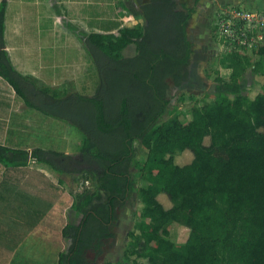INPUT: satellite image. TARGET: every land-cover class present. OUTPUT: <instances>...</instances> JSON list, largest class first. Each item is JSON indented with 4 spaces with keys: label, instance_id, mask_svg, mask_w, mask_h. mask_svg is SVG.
Instances as JSON below:
<instances>
[{
    "label": "trees",
    "instance_id": "1",
    "mask_svg": "<svg viewBox=\"0 0 264 264\" xmlns=\"http://www.w3.org/2000/svg\"><path fill=\"white\" fill-rule=\"evenodd\" d=\"M198 1L133 0L141 22L114 32L87 33L67 22L95 67L96 87L88 95L15 68L4 40L8 0H0V77L26 107L82 136L74 153L0 143V264L61 195L58 184L29 168L32 162L93 185L77 196L78 222L62 227L57 264H97L133 190L142 207L127 233L128 264H264V88L248 95L246 45H231L219 57L230 73L226 79L216 69L210 100L189 95L193 104L185 112L168 110L173 91L190 77L189 25ZM131 44L134 52L126 56ZM255 46L251 72L264 75V31ZM185 150L192 159L178 164ZM169 222L188 229L182 243L171 237Z\"/></svg>",
    "mask_w": 264,
    "mask_h": 264
},
{
    "label": "rangeland",
    "instance_id": "2",
    "mask_svg": "<svg viewBox=\"0 0 264 264\" xmlns=\"http://www.w3.org/2000/svg\"><path fill=\"white\" fill-rule=\"evenodd\" d=\"M28 1L29 4H26V0H8L5 18L7 30V36L5 35V37H8V41L10 39L9 35L12 33V31L14 33L17 28L22 27V34L23 38L25 37V40L27 41L26 43H28L29 41L36 43L37 37L39 35L37 31L39 24L44 25L45 23H49L48 16L52 15V13L55 11L59 13V17L63 16V14L64 16L67 15L63 0ZM57 1H60V3H58ZM109 1L113 4L112 0ZM222 1L223 0H199L196 4V12L192 16L189 25V37L194 42V58L191 60V63L189 65L190 77L183 86L173 91V98L170 102L168 110H171L173 106H178V109L181 112H185L189 108V106L193 104V99L189 98V95H194L195 97H197V99H202L203 101L210 100L212 98L213 85L215 83L214 77L216 75V69H218V72L222 77L227 79L229 76L230 70L222 67L219 64L218 60L219 57L229 51L231 45H229L228 41H226L217 32V23L220 18V12L222 10L223 12L229 8L231 10H238L240 7L230 5H222V7H220V3H222ZM108 2L106 1L105 3L108 5ZM116 2L117 1L114 0V6ZM32 3L37 4V7H31ZM238 4L241 5L242 3ZM210 6L211 8L208 9ZM261 7L262 8L260 9L257 8V10L252 11L251 25L254 27V32L251 33L253 37L250 41L251 44L246 45L243 48V51L250 55V64L245 73V79L248 81L247 92L250 97H253L257 92L261 91L264 88V75H256L251 72V67L254 61L257 60V56L252 53V49L256 45L258 39L257 34H259L260 32L263 33L264 31V26L262 27V29L258 30V28H260L258 26L259 22L264 17V5ZM117 8L119 7L115 6V8H113L112 5V8L110 9L111 12L106 11V14H104L105 16L103 17V20H105V24L102 25L104 26L102 28H104L105 30L116 28L117 25L107 23L109 20H106V17L108 16L107 18H109V14L112 12L115 13L114 11ZM241 9L247 11L245 10V8ZM39 16H41V18H39ZM17 17H20L21 24H19V20H17ZM25 19L27 20V23H25ZM60 19L62 24L66 28H68L66 25V23L68 22L66 18L61 17ZM246 26L248 28V25ZM26 36L29 37L26 38ZM74 51L75 50H69L68 53L71 54ZM48 52H55V55L53 56L56 57L59 53L58 51L56 52L55 49H49ZM133 52L134 45L132 44L124 50V54L126 56L132 55ZM37 58L38 57L36 56L29 57L27 58L28 61L22 58V61L26 65L25 68H28L27 66L32 67L34 64L39 62L40 59H42L41 56H39V59ZM92 66L93 70L95 71V67L93 64ZM70 89L76 88L71 87ZM182 95L185 98L184 101L179 100V97ZM39 114L43 116L44 120H47L46 122H42L43 128L45 130H41L44 133L40 130L38 131L39 134H35L37 135L36 139L39 140L42 146L46 148H55L54 146H58V148L64 149L65 146H63V144H60L61 139L59 141L58 136L60 135L58 131H60V128H62L61 126L64 124L68 125V127L64 126V129L66 131L68 130L65 134H68V136H70H67L69 142H71L70 146H74L75 142H77L79 139L78 137H81V134L78 132V130L68 123L53 119L38 112L37 115ZM167 117L168 114L165 113L162 119H166ZM186 117L189 118V114ZM35 120L37 119L34 117L32 122L35 123ZM32 129L35 130L36 128ZM70 131L75 135H71ZM40 132H42L43 134H40ZM7 134L9 135V133L4 134L3 130L0 127V138H2L3 135L5 136ZM18 138L20 140L19 146L24 147L23 140L25 141V138H23L22 136H19ZM204 141L207 144L209 142L208 137H206ZM144 155L145 151L143 149L139 150L137 159L140 161L143 160ZM191 159L192 153L188 150H185L176 156V162L178 164L188 163L191 161ZM32 164L33 163L29 164V168L31 170L37 169L35 167H31ZM42 167H44L43 169L46 173H44V175L49 178L51 182L58 184L62 188V191L60 197L56 200L53 207L45 214L41 221H39L38 225H36V227L30 232L32 236H30L28 240V251L29 249H32V253L28 255L27 251L28 256L23 260L25 261V264H57L58 253L64 247V240L61 235L62 227L68 221L78 222L80 216L77 215L74 210V204L77 200V196L84 187L93 189L92 182L90 181L82 183L73 180L71 176L59 175L58 173L53 172L48 166ZM131 171L136 172L137 169L132 168ZM59 178H61L62 180L58 181ZM134 187H137V182L134 183ZM158 199L165 207H169L171 205L169 198L164 193L159 194ZM141 207L142 203L138 200L136 191L133 190L130 193L129 199L126 201L125 205L118 211V218L113 225L115 237L108 241L104 254L98 259L97 264H105L106 262L116 261H120L122 264H128V262L123 259V250L126 246V243L130 239L127 233L131 229H133L135 220L137 219L138 212ZM165 227L170 231L171 237L177 243H182L188 235V229L183 225L169 222L165 225ZM17 264L22 263L18 261Z\"/></svg>",
    "mask_w": 264,
    "mask_h": 264
},
{
    "label": "crops",
    "instance_id": "3",
    "mask_svg": "<svg viewBox=\"0 0 264 264\" xmlns=\"http://www.w3.org/2000/svg\"><path fill=\"white\" fill-rule=\"evenodd\" d=\"M63 1L67 15L64 16L63 14L61 17L66 18L69 23L87 33L114 32L122 26H132L135 23L141 22L142 19L139 10L132 0H116L117 2L115 3V6H118L119 8L115 9V13H110L109 18H107V16L106 20H109L107 23H112V25L117 26L114 29L105 30L102 28L104 27L102 25L105 24L103 17L105 16L104 14H106V11L111 12L110 9L112 8V5L113 8H115L114 0H112L113 4L109 0ZM106 1H109L108 5L105 3ZM57 2L60 3V1ZM238 3L242 4L239 5ZM26 4H29L28 0H26ZM222 5L239 6L240 8H245L247 11H253L257 10V8H262L261 6L264 5V0H223L222 3H220V7H222ZM31 7H37V4L32 3ZM210 8L211 6L208 9ZM59 16V13L55 11L52 15L48 16L49 23H45L44 25L39 24V27L37 28L39 35L36 43L32 41L26 43L27 41L25 40V37L23 38L22 27L17 28L14 33L12 31L9 35L10 39L8 41V37H5V35L7 36L5 22V48L8 51L11 62L18 71L25 74H32L41 79L45 84L52 87L65 85L69 88H76L75 90L82 94L91 95L95 90L97 80L92 62L82 43L74 36L71 30L62 24L61 17ZM39 18H41V16H39ZM17 20H19V24H21L20 17H17ZM25 23H27L26 19ZM28 37L29 36H26V38ZM49 49H55L56 52L58 51L59 53L57 57L53 56L55 55V52H48ZM69 50L75 51L70 54L68 53ZM33 56L38 57L37 59L41 56L42 59L32 67L27 66L28 68H25L26 65L22 61V58L27 60V58ZM193 58L194 57L192 56V59ZM37 114V111L26 107L20 97L16 95L12 87L0 77V127L4 134L9 133V135L7 134L8 136L3 135L2 138H0V143L14 148L31 149L33 147H42L46 149V147L42 146L39 140L36 139L37 135L35 134H39L38 131L44 129L42 122H46L47 120H44L42 115ZM34 117L37 119L35 120V123L32 122ZM64 126L68 127L66 124L62 125L60 131H58L60 133L58 136L59 141L61 139L60 144H63L65 148L61 149L58 148V146H54L55 148L51 149L64 151L66 153H74L80 147L82 136L78 137L79 139L75 142L74 146H70L71 142L68 140V137L70 136L65 134L68 130L66 131ZM32 128L36 129L33 130ZM42 132H40V134L44 133ZM70 134L72 135L74 133L70 131ZM19 136L25 138V141L23 140L24 147L19 146ZM32 163L31 167H35L37 170L45 173V170L43 169L44 167L42 166L46 165L36 162ZM30 236H32L31 233L15 249L7 264H17L18 261L25 264V261L23 260L32 253V249H29L28 251V240Z\"/></svg>",
    "mask_w": 264,
    "mask_h": 264
},
{
    "label": "built area",
    "instance_id": "4",
    "mask_svg": "<svg viewBox=\"0 0 264 264\" xmlns=\"http://www.w3.org/2000/svg\"><path fill=\"white\" fill-rule=\"evenodd\" d=\"M221 12L217 23V32L228 41L229 45H250V41L253 37L252 33L254 32V27L251 25L252 11H244L241 8L238 10H231L229 8ZM246 25H248V28ZM258 26L260 27L258 30L262 29L264 26V17L259 22ZM260 33L257 34L258 39L261 38Z\"/></svg>",
    "mask_w": 264,
    "mask_h": 264
}]
</instances>
